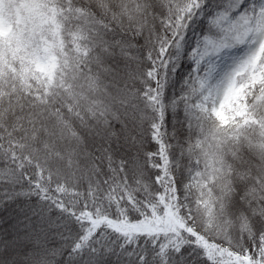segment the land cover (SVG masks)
Masks as SVG:
<instances>
[{
	"label": "snow or ice",
	"instance_id": "6c2138e0",
	"mask_svg": "<svg viewBox=\"0 0 264 264\" xmlns=\"http://www.w3.org/2000/svg\"><path fill=\"white\" fill-rule=\"evenodd\" d=\"M0 264H264V0H0Z\"/></svg>",
	"mask_w": 264,
	"mask_h": 264
}]
</instances>
